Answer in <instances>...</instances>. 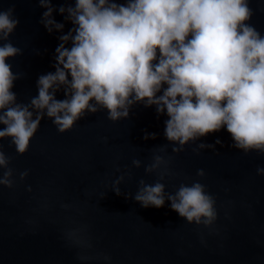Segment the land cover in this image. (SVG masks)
<instances>
[{"label":"clouds","instance_id":"clouds-1","mask_svg":"<svg viewBox=\"0 0 264 264\" xmlns=\"http://www.w3.org/2000/svg\"><path fill=\"white\" fill-rule=\"evenodd\" d=\"M37 2L46 9L40 23L49 33L64 29V23L52 18L53 11L73 27L58 37L55 71L40 75L38 94L20 103L12 91L20 74L7 62L22 54L9 41L19 20L14 8L0 10V41H5L0 43V141L8 139L16 155L28 151L45 117L62 134L101 110L112 122L126 119L137 103L155 106L158 116L166 114L164 137L174 145V154L223 128L232 139L230 147L245 155H264V34L249 23L254 14L249 0H72L58 9L52 0ZM61 89L64 99L58 100ZM149 138L155 139L156 133H145L144 139ZM217 144L223 146L217 139L214 144L198 143L193 151L219 154ZM13 158L0 144V186L8 189L17 182L10 166ZM170 160L153 155L144 171L158 179L153 184L139 180L135 194L124 193L125 199L157 209L167 200L187 224L213 230L216 198L205 184L181 183L174 192L165 191L161 181L170 174ZM132 165L139 168L141 161L134 159ZM256 174L264 175V168L257 167ZM28 175L27 169L20 172L19 181ZM196 175L205 172L199 169ZM123 180L121 175L112 183L117 196ZM66 237L85 250L78 259H93L87 255L92 248L87 225L69 229ZM97 258L110 259L102 253Z\"/></svg>","mask_w":264,"mask_h":264},{"label":"water","instance_id":"water-1","mask_svg":"<svg viewBox=\"0 0 264 264\" xmlns=\"http://www.w3.org/2000/svg\"><path fill=\"white\" fill-rule=\"evenodd\" d=\"M69 2L52 0V6ZM249 6L254 13L249 23L264 34V0H249ZM9 7L19 20L9 41L22 50L7 60L13 73L20 74L12 91L17 102L28 103L38 94L37 78L55 71L58 37L73 26L53 11L52 18L64 23V29L49 33L40 23L46 9L37 0H0V10ZM56 99H64L62 89ZM166 119L155 106L137 103L126 119L112 122L101 110L62 134L45 117L23 155H16L8 139L0 141L3 151L14 157L10 166L17 181L12 189L0 186V264H264V175L256 174L257 167L264 168V155H245L230 147L232 139L223 128L174 154V145L164 137ZM145 133H156V138L145 140ZM217 139L223 145L215 146L219 154L210 149L194 153L198 143ZM163 145L166 149L160 151ZM153 155L171 157L170 174L161 181L166 192L199 181L215 196L213 230L187 224L167 200L157 209L125 199L124 193L135 194L139 180L153 184L158 179L144 171ZM134 159L141 161L139 168L133 167ZM26 169L29 175L19 181L18 174ZM199 169L203 177L196 175ZM121 175L122 194L117 196L111 186ZM79 225H87L92 244L87 255L93 259H78L85 250L66 237ZM101 253L110 259L97 258Z\"/></svg>","mask_w":264,"mask_h":264}]
</instances>
